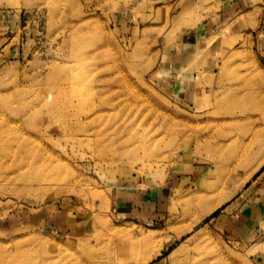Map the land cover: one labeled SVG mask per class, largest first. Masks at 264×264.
Masks as SVG:
<instances>
[{
    "label": "rangeland",
    "instance_id": "obj_1",
    "mask_svg": "<svg viewBox=\"0 0 264 264\" xmlns=\"http://www.w3.org/2000/svg\"><path fill=\"white\" fill-rule=\"evenodd\" d=\"M237 1L0 0V264H264V212L226 228L264 189V0Z\"/></svg>",
    "mask_w": 264,
    "mask_h": 264
},
{
    "label": "crops",
    "instance_id": "obj_2",
    "mask_svg": "<svg viewBox=\"0 0 264 264\" xmlns=\"http://www.w3.org/2000/svg\"><path fill=\"white\" fill-rule=\"evenodd\" d=\"M222 5L224 11H226V14L231 15L233 14L232 12H234V10L236 9V6H239V1L222 0ZM212 21L208 22L206 25H202L200 30L195 29L187 32L181 40L180 48L178 49L179 53L181 52V54L183 53L184 55H187L190 52L193 53L194 51H199V43L204 42L207 39L206 35L203 34H205L206 32H210L214 27V21L216 20H214L213 22ZM194 72L195 71H192L191 74H193ZM193 95L194 94L192 90H189V92L185 94V97L187 96L186 98H192ZM262 195L263 198L261 201L255 202V205H252L250 209H248V211L237 214L229 223H227L226 228L231 235H244L245 232L250 230L249 228H253V220H255L256 218H260L261 214L264 212V189H262ZM125 207L126 205L123 204V208L120 211L121 214H127L128 212H130L127 211ZM114 210L117 211V208H115Z\"/></svg>",
    "mask_w": 264,
    "mask_h": 264
},
{
    "label": "bare ground",
    "instance_id": "obj_3",
    "mask_svg": "<svg viewBox=\"0 0 264 264\" xmlns=\"http://www.w3.org/2000/svg\"><path fill=\"white\" fill-rule=\"evenodd\" d=\"M148 260H144L142 264H147Z\"/></svg>",
    "mask_w": 264,
    "mask_h": 264
}]
</instances>
